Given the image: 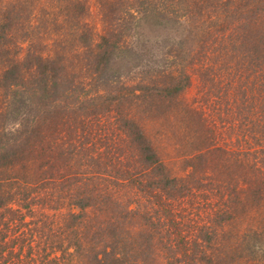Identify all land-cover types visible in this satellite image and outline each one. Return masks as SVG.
<instances>
[{"label": "trees", "instance_id": "obj_1", "mask_svg": "<svg viewBox=\"0 0 264 264\" xmlns=\"http://www.w3.org/2000/svg\"><path fill=\"white\" fill-rule=\"evenodd\" d=\"M86 1L63 0L66 12L60 20L39 8L23 23L21 11L28 7L19 1L0 9V95L5 91L8 97L0 104V264H225L212 248L225 241L220 230L252 213L261 232L254 241L264 244V0H185L182 46L167 52L164 86L119 90L117 103L133 99L141 121L164 119L158 111L169 103L166 110L175 118L176 141L171 140L181 169L190 170L183 177L171 175L145 129L122 116V105L123 111L114 107L116 123L129 145L127 154L115 149L127 158L94 148L96 127L93 121L89 128V121L108 112L114 101L104 108L94 103L103 98L99 94L78 96L80 84L89 80L91 85L109 72L112 79L115 57L138 58L133 46L122 50L113 37L93 44L94 34L84 23ZM158 17L166 31L169 15L164 11ZM58 23L62 26L56 29ZM54 36L57 43L50 46ZM230 46L244 53L232 82L229 75L215 77L216 67L207 66L214 65L218 52L227 68L228 53L235 54ZM193 77L202 83L201 110L193 106L197 100L182 99ZM229 84L236 96L253 94L245 98L244 111L237 108L240 134H263L254 141L237 138L235 153L218 145L219 129L209 122L215 111L210 98ZM104 94V100L114 99ZM203 190L215 192L219 208L210 224L204 221L198 229L200 243L188 245L182 233L191 227L184 215L191 214L193 203L182 208L183 201ZM225 236L229 241L234 235Z\"/></svg>", "mask_w": 264, "mask_h": 264}, {"label": "rangeland", "instance_id": "obj_2", "mask_svg": "<svg viewBox=\"0 0 264 264\" xmlns=\"http://www.w3.org/2000/svg\"><path fill=\"white\" fill-rule=\"evenodd\" d=\"M184 1L185 0H179L178 3H180L177 5L172 0H87L85 6L87 17L85 18L84 23L88 25L94 34L93 44L98 43L99 37L102 36L107 38L113 37V40L116 38L118 39L119 47L122 50L126 46L134 47V51L137 53L136 57L138 58V62L135 60L132 62L133 58H126L127 61L122 62L118 57H115V60L113 59L111 62V69L114 71V77H112V79L107 77L112 74L111 72L106 74V77H103L101 80H99L98 77H95L91 85H89V80L85 81L83 84V86L86 87H83L80 84L79 88L81 89H79L76 93L78 96H83L86 94H99L98 97L103 98L98 99L96 102L94 101V103H101L103 104L104 108L108 106L109 101H114V103L110 105L109 111L104 110L108 112L98 114L96 119H92L91 122L89 121V128H91V123L93 121V126L96 127L93 128L95 132L92 133V140L94 143V148L97 150V152L99 150H110L117 155L121 154L120 157H123L124 160L127 158V156L122 155L120 152L116 153L115 149V147H119L125 154H127L125 149L129 145L127 142V134L121 131V128H119L118 124L116 123L118 110H115L114 107L118 106L120 108L118 109L123 111L122 107L119 106L122 105L125 107V111L122 116L126 114V118L135 119L140 124V126L145 129L146 135H148V137L152 140L155 149L157 152H159L160 158H162V160L168 164L169 168L171 169V175L173 177H183L187 175L190 170L185 171L181 169V159H179L177 146L175 142L171 140V137L174 138L175 128L173 124L175 123V118L173 117V113H168L166 110L169 103H167L165 106H162L158 111L162 115L164 114L162 117L164 119H160L158 121H141V115L138 113L136 114V107L139 106L137 103L134 104L133 99L128 101L127 98H122V104L117 102L119 100V96H121L119 90H122L124 93H131V90L133 92L136 90L138 93L136 87L140 84H150L148 86L154 84L157 86V88L164 86L167 78L163 74L168 72V68H165L164 66L167 60L168 62L171 60V58L168 57L167 52L172 48H181L182 46L180 38L183 34V30L185 29V21L183 18H181L185 14L184 4H182ZM10 2H18L20 4L24 3L26 7H28V9L25 10L24 6V11H21L23 14L22 18H24L23 23L25 22V18L28 20L31 16L33 17L34 14L39 12V10H41L39 8H44L50 13H55V18H58L59 16V20L65 15L66 12V5L64 4L63 0H0V9L6 7V5ZM157 9L158 11H155ZM153 11L155 12L154 16L152 15ZM164 11L167 12L172 23L169 27H166V31H163L164 27L160 24V22L163 21L160 17H158L160 13L163 15ZM157 12H159L158 15ZM145 13H151V17L148 18ZM60 26H62V24L58 23L56 29ZM234 27L235 25H233L231 29ZM228 34H230V32L225 33V38L228 36ZM23 35L21 34V37ZM18 38H20V35ZM50 40L51 41L47 42L50 44V46L57 43L56 36H54V40ZM235 44L238 43L236 42ZM54 46L57 47L56 45ZM59 47L64 46L62 45ZM229 48L232 49L235 54L232 52L228 53V57L231 59L228 61L227 68L223 67L222 62L224 57L222 58L220 55H218V52L213 56V58L216 57L214 59V65L211 62L206 63L207 66H211L212 68L216 67L214 72L215 77L218 76L226 78L229 75V81L232 82L231 78H234L237 70H239L242 64L240 58L244 53L241 50H236L232 46ZM91 49L95 52L94 49L96 48L94 45H92ZM120 56L125 57L124 54H120L119 57ZM165 58L166 61L164 60ZM244 65L242 67V71L244 73L243 77L247 76ZM75 72L77 73L78 71L76 70ZM236 75L239 76V74ZM151 78L156 79L151 82ZM253 78V75H249L247 79L252 81ZM263 78L264 74L261 77V83L264 82ZM105 80H107L106 84ZM192 80V86L185 91L182 99L189 103L197 100V102H194L193 106L201 110L198 99L201 98L200 94L202 83L196 77H193ZM103 82L105 85L102 87L101 83ZM248 85L249 84H247L246 87ZM233 87L235 88V86ZM224 88L225 89L220 96L214 94L210 98L212 106H215V111H213L212 115L209 117L211 119L209 122L213 127L215 126L216 129H219L217 132L219 133V137L221 139H219L218 145L220 147L226 148L225 150L230 153H235L234 146H236L237 138L240 140L243 138H248L254 141L255 139L263 138L264 133L262 136L261 134L260 136L258 134L251 136V133L249 132L243 136L240 134L241 132L240 130L238 131V126L241 125L240 123L243 122V119H237V108L244 111L243 106H247L244 101L245 98H251L253 94H247L245 97L236 96V92L235 90L233 91V88H230V84L227 87L224 86ZM262 89L264 91V87ZM104 93L112 94V98L114 99L104 100L107 96ZM7 98L6 92L4 91L0 95V104L3 102L5 103ZM157 101H159V99H157ZM70 102L74 101L70 99ZM213 108L214 107L211 109ZM255 110H257L256 106ZM203 111H205V109ZM208 114L209 110H206L205 115L207 117ZM263 122H261V124H264ZM133 148L134 147H131L129 154L134 158L135 156L133 155L135 152L133 151ZM205 174L207 176L212 175L210 171ZM201 175V173H197V179H200ZM150 180L151 179L149 178V182ZM149 182L147 183V186H152L148 185ZM208 187L210 188V186ZM212 187L213 189L216 188L215 186H211V188ZM207 191L203 190L198 192L195 194V198H192L191 200L186 198L183 201L184 206L182 208L186 206L188 207V202L193 203L191 208L188 207V210H191V214L184 215V223L186 222L191 227L190 230L184 229L182 233L188 238V240L186 239V243L188 245H190L189 242L191 244L194 242L200 243L198 229L204 227V221H206L208 226L210 224L209 219L212 218L213 211H216L219 208L216 206L218 197L215 196V192L210 190L208 192ZM150 207L151 206L149 205V208ZM256 219L257 218L254 216V213H252V218L249 215L241 214V216L237 218L236 222L232 221L230 226L226 225L224 229L220 230V236H225L228 232H231V234L234 235L229 239V241L226 239L228 236H223L225 241H222V243L219 245H214L212 247L215 249L214 252L216 255L218 254L219 256H224L226 258L225 264L227 262L228 264H264V244L254 241L253 237L254 234L261 233L258 229H256L258 227L255 223L257 222ZM13 236L10 237L13 238ZM206 262L207 261H205V264H207Z\"/></svg>", "mask_w": 264, "mask_h": 264}]
</instances>
